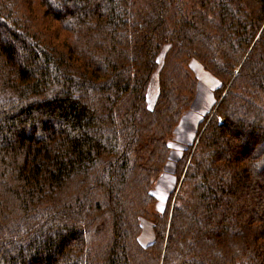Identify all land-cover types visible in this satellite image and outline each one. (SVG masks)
<instances>
[{"label": "trees", "instance_id": "trees-1", "mask_svg": "<svg viewBox=\"0 0 264 264\" xmlns=\"http://www.w3.org/2000/svg\"><path fill=\"white\" fill-rule=\"evenodd\" d=\"M0 264H264V0H0Z\"/></svg>", "mask_w": 264, "mask_h": 264}, {"label": "rangeland", "instance_id": "rangeland-1", "mask_svg": "<svg viewBox=\"0 0 264 264\" xmlns=\"http://www.w3.org/2000/svg\"><path fill=\"white\" fill-rule=\"evenodd\" d=\"M198 65L201 66L195 60L191 62V69H193L196 77L200 80V83H201V85L199 86V90L197 92V99H196L195 105L192 110L193 111V114L191 115L192 119L196 117V115H198L199 117L201 116L203 119L204 116L211 111V109L213 108L215 104V98L213 95L214 89H212L213 85L211 81H216V80L213 79L208 72L205 73L201 70L205 75L208 76V77H205V75L201 73V75L208 81V83H203L201 81L200 72L197 69ZM157 77L158 75L155 74L151 80L149 90H148V104L150 107L154 105L157 99V95H158V78ZM215 83H218V82L216 81ZM206 110H207V113H205ZM194 124L196 123L194 122ZM194 124H192V126H189L187 128L186 135L182 137L183 139L181 138V142H184L183 144L193 143L192 138H194L193 135L196 131V126ZM176 148L179 149L180 146L177 145ZM176 148L172 146V152L170 155L171 158L169 160L170 164H169V167L165 170V172L161 176L162 177L161 186H159L160 184L158 186L156 185L157 188H156L155 194L157 195V199H158V204H157L156 209L159 212H161L164 209L168 195L175 189L176 180H175L173 173H174L175 162H176V157L174 158V153L177 151ZM152 240H153L152 226L150 223L144 222L143 223V233L141 235L140 241L143 245H148L152 242Z\"/></svg>", "mask_w": 264, "mask_h": 264}, {"label": "crops", "instance_id": "crops-1", "mask_svg": "<svg viewBox=\"0 0 264 264\" xmlns=\"http://www.w3.org/2000/svg\"><path fill=\"white\" fill-rule=\"evenodd\" d=\"M203 74V73H202ZM205 75V74H204ZM205 77H208L207 75H205ZM201 81L203 82V83H208V81L201 75ZM211 83H212V85H213V81H211ZM212 89H215V87H212ZM205 113H207V110H206V112ZM197 117H199L198 115H196V117H194L193 119H192V116H190L189 118H188V120L184 123V125H183V128H182V130H181V132L179 133V135L180 136H185L186 135V133H187V128L189 127V126H192V124H194V122L197 124H194L195 126H196V131H195V133H194V138H192V141L195 139V135H196V133H197V131H198V128H199V123L203 120L202 119V117L200 116L199 118H197ZM196 118H197V120H196ZM192 136V137H193ZM190 144V143H189ZM184 149V148H183ZM183 151V150H182Z\"/></svg>", "mask_w": 264, "mask_h": 264}, {"label": "bare ground", "instance_id": "bare-ground-1", "mask_svg": "<svg viewBox=\"0 0 264 264\" xmlns=\"http://www.w3.org/2000/svg\"><path fill=\"white\" fill-rule=\"evenodd\" d=\"M22 200V199H21Z\"/></svg>", "mask_w": 264, "mask_h": 264}]
</instances>
